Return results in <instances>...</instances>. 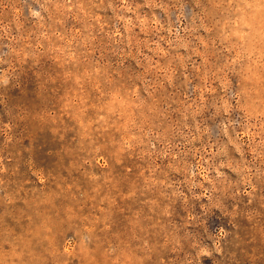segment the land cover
<instances>
[{"label":"rangeland","instance_id":"1","mask_svg":"<svg viewBox=\"0 0 264 264\" xmlns=\"http://www.w3.org/2000/svg\"><path fill=\"white\" fill-rule=\"evenodd\" d=\"M0 264H264V0H0Z\"/></svg>","mask_w":264,"mask_h":264}]
</instances>
